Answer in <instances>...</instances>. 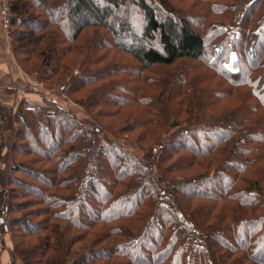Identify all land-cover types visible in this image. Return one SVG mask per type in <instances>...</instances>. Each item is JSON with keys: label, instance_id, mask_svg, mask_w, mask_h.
<instances>
[{"label": "trees", "instance_id": "obj_1", "mask_svg": "<svg viewBox=\"0 0 264 264\" xmlns=\"http://www.w3.org/2000/svg\"><path fill=\"white\" fill-rule=\"evenodd\" d=\"M30 1H7L13 52L16 57L18 51L27 57L38 53L45 59L44 66L50 68V73L55 72L58 58L64 56L62 52L73 50L72 44L84 28L102 26L117 47L131 54L143 67L196 60L223 79H230L233 88L249 89L264 108V43L254 52L260 37L264 36V15L256 22L254 30L249 29L254 13L264 10V0H203L202 13L219 17V23H212L210 17L204 15L192 16L194 13L178 10L170 0H101L103 13L100 16L98 8L88 0H32L34 5ZM32 8L42 12L48 20L33 16L29 13ZM85 11L96 14V24L88 26V22H80L67 34L69 36L63 32L73 43L61 49L62 42L49 27L55 25L62 31L63 21L81 17ZM136 18L140 19L136 28L140 34L139 40L131 37L134 44L156 47L141 44L132 49L118 43L116 28L121 34L129 32L128 26L134 25ZM190 19L196 20L195 26ZM39 22L42 25L37 27ZM14 43H18L19 49ZM42 44H46L44 52H39ZM235 56L243 61L236 62ZM259 103L256 102L255 107ZM3 114L4 109H1L2 120ZM41 121H35L34 140L27 139L29 151L41 166L40 173L21 169L20 164L12 167L11 175L0 168V245L4 249V236L11 235L8 264H16V259L23 264H99L101 260L106 264H264V196H259L260 180L253 175L255 170L248 174L264 155V133L253 134L248 148L236 147L230 154V166H223L218 175L211 176L214 179L210 181L208 176L205 182L224 177L223 186L210 188L206 193H191L193 198L212 200L216 204L212 212L220 208L215 223L203 228L197 218L182 211L177 202L176 196L179 192L184 194L190 183L176 185L173 197L170 190L168 193V189L163 188V177L157 173L154 176L152 166L142 165L114 143L98 141L97 132L93 133L65 110H57L44 123ZM52 122L58 132L46 143ZM245 123L246 120H239L240 127ZM258 123L262 124L260 120ZM24 125L32 126L25 121ZM233 135V131L219 135L207 152L228 146ZM54 139L58 141L52 147ZM209 139L208 136L205 140ZM257 151L259 157L250 158L249 154ZM25 153L18 151L22 156ZM23 171L35 181L36 190L31 192L38 199L32 206L41 207L27 216L42 219L39 224L12 218V214L21 213L24 207L13 202L9 185L16 184L13 173ZM60 175L68 177L60 178ZM250 175L253 178H248ZM120 205L125 209L114 211ZM4 218H9V222ZM201 222L204 224L203 220ZM96 224L102 226V231L83 250L87 232ZM34 236L39 242L35 246L21 248L15 242L18 238ZM76 244H82L80 252H83L75 256Z\"/></svg>", "mask_w": 264, "mask_h": 264}, {"label": "rangeland", "instance_id": "obj_2", "mask_svg": "<svg viewBox=\"0 0 264 264\" xmlns=\"http://www.w3.org/2000/svg\"><path fill=\"white\" fill-rule=\"evenodd\" d=\"M88 1L94 8H98V16H100L103 13L101 0ZM170 2L178 7V10L181 8L182 11L194 13L192 16L204 15L210 17L212 23L221 22L219 17L202 13L200 7L202 3L204 4L203 0H170ZM29 13L40 20H48L36 9L32 8ZM263 15L264 10L256 11L249 29L254 30L256 22ZM177 17L179 16L176 15ZM97 19L96 14L85 11L81 17H69L66 22L63 21L62 31L55 25L50 26L49 30L56 34L59 42H62L60 47L63 49L73 43L66 39L65 34L69 36L67 34H71L80 22H88L89 26L96 24ZM139 20L136 18L135 23H138L128 26L129 32L121 34L116 28L115 38L118 43L128 47L141 44L144 47H156L154 44H134L132 41V36L139 40L140 33L136 31ZM190 20L195 26L196 20ZM36 24L37 27L42 25L41 22ZM1 27L6 36L4 37L7 41L6 50L11 60L13 59L14 70H19L23 76L19 81L15 73H9L4 81L10 89H15L16 86L23 89L22 92L17 93L18 95L13 94L11 99H9L11 91L0 88V100H4V97L8 99L7 107L0 102V110L4 109V114L1 115L3 120L0 119V168H4L6 174H10L12 167H17V164H20L21 169H27L31 173H40L41 166L36 163L34 155L29 151L27 139L34 140L32 135L37 131L35 121L42 119L41 122L44 123L55 111L65 110V113L90 128L93 133L97 132L98 141L114 143L137 158L142 165L152 166L154 176L157 173L163 177V188L168 189V193L170 190L171 196L174 197L176 185L190 183L186 186L184 194L180 192L177 196L175 194L180 209L185 213H191L203 228L215 223V216L220 214V208L212 212V208L216 205L212 200L193 198L191 193H206L210 188L218 189L223 186L226 182L224 177L218 181L215 179L216 181L210 183L205 182L208 176L210 181L214 179L211 176L218 175L223 166H230L232 158L230 154L236 147L248 148L252 145L249 141L253 134L264 133V108L249 89L233 88L228 81L230 79H223L213 69L195 62L196 60H181L170 66L154 65L145 68L131 54L119 49L104 27L94 25L81 31L77 41L72 44L73 50L62 52L64 56L62 59L58 58L59 63L54 69L55 72L50 73V68L46 69L44 66L45 59L38 53L27 57L17 50L16 57L9 28H3L2 24ZM43 32L47 31L43 30ZM258 42L255 53L263 46V35ZM14 44L16 49H19L18 43ZM45 46L46 44L40 45L39 52H44ZM133 47L132 49H135ZM233 60L243 61L236 56ZM227 70L231 71V69ZM0 87H4L3 81ZM256 102L259 106L255 107ZM241 119L246 120L242 127L239 124ZM258 120L262 124H259ZM24 121L31 124V128H27ZM219 126L230 129L224 130ZM49 131V135L47 134L49 140L46 139V143L55 138L53 136L58 132L54 122L51 123ZM231 131L234 135L227 142L228 146L220 147L211 153L207 152L210 149L209 145L215 142L219 135H228ZM208 136L210 139L205 140ZM200 140L204 141L200 142ZM57 141L58 139L52 141V147ZM14 144L15 149H13ZM34 146L39 148L37 144ZM18 151L26 153L22 156ZM259 154L258 151L252 152L249 156L258 158ZM260 157L259 162L248 174L255 170L256 174L252 173L260 180L259 196L262 197L264 196V155ZM13 174L16 184L9 185L13 191L11 193L13 202L21 204L24 210L19 214H12V218L39 224L42 219L27 216L28 213L41 208L32 206L34 204L32 202L38 199L31 192L36 190L33 187L35 181L24 171ZM67 177L68 175H60V178ZM248 178L253 177L250 175ZM201 183L205 184L197 185ZM239 184L241 187L244 186L243 182ZM250 184H252L251 180ZM120 209L125 207L117 206L114 211ZM3 220L9 222V218ZM101 231L102 226L99 224L90 227L83 250L87 249V245ZM4 239V244L10 243L11 247V235H5ZM15 242L21 248L39 243L38 237L35 236L25 237L23 240L18 238ZM81 245L76 244L73 248V252L76 251L73 253L75 256L80 252ZM1 249L0 245V255ZM16 264L23 262L16 259ZM99 264L106 263L101 260Z\"/></svg>", "mask_w": 264, "mask_h": 264}, {"label": "crops", "instance_id": "obj_3", "mask_svg": "<svg viewBox=\"0 0 264 264\" xmlns=\"http://www.w3.org/2000/svg\"><path fill=\"white\" fill-rule=\"evenodd\" d=\"M6 37L4 35V30L1 27L0 24V83L3 81L4 87H0L1 89H6L11 91V95L9 97V99H11L12 95H18L17 93L22 92V88H19L18 86H16V88L14 89H10V87H8L6 85V83L4 82L7 77L9 76V73H12L17 76V78L19 79V81L21 80L22 74L19 72V70H14L13 67V59L11 60L10 55L8 54V51L6 50L7 48V41H6ZM11 75V74H10ZM1 103L4 104V106H8V99L4 97V100H0ZM5 241V239H4ZM10 243H6L5 248L1 249L2 254L0 255L1 260H0V264H8L9 262V254H8V249L10 248ZM5 252V253H4Z\"/></svg>", "mask_w": 264, "mask_h": 264}, {"label": "built area", "instance_id": "obj_4", "mask_svg": "<svg viewBox=\"0 0 264 264\" xmlns=\"http://www.w3.org/2000/svg\"><path fill=\"white\" fill-rule=\"evenodd\" d=\"M10 12L6 0H0V19L3 28L8 29L10 23Z\"/></svg>", "mask_w": 264, "mask_h": 264}]
</instances>
